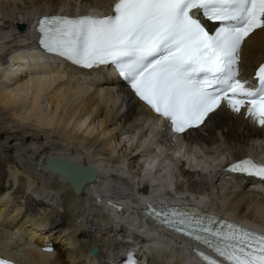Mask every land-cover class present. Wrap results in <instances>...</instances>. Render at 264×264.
Wrapping results in <instances>:
<instances>
[{
    "label": "bare ground",
    "instance_id": "bare-ground-1",
    "mask_svg": "<svg viewBox=\"0 0 264 264\" xmlns=\"http://www.w3.org/2000/svg\"><path fill=\"white\" fill-rule=\"evenodd\" d=\"M114 1L0 0V43H7L1 46L4 49H0V122L4 124L0 126L1 137L9 132L30 131L23 138L25 141L28 136L34 134L43 140L44 136L48 138L51 134L55 135L60 132L62 137L71 143L86 141L88 146L94 145L91 156H88L89 151L88 154L80 156L73 151L72 153L66 152L61 147L54 149L44 146L38 151L40 157L37 161L41 169L54 179L50 185L48 183L46 186L54 190H51L53 195H60L58 202H55L52 196L45 198L46 195H42L43 193L33 198L30 191L32 188L30 177L17 170L19 175L15 171L16 173L12 175L14 177L10 176L11 171V174L7 173L10 165L7 167L0 161V250L6 251V246L11 247L16 243L17 251L15 249L6 251L12 259L18 258L30 264H79V261L84 258L86 264H106L115 258L113 250L117 249L118 252L121 248V251L127 248L124 240L110 241L100 244L101 247L97 254L91 253V248L96 242H100L101 238L93 240L90 233L83 228L85 222H89L90 230L94 228V231L100 232V235H109L111 232L122 233V229L118 231L110 229L112 224L103 226L107 218L105 213L101 215L103 223L98 224L91 220L94 214L85 220L80 219L78 223L74 218V216L83 218L90 214L86 201L90 203L92 200L85 195L97 179H102L101 172L98 171L96 180L84 185L80 195H75L62 177L44 169V157L52 155L69 158L82 164H92L99 168V163L103 162L102 154L117 151L116 157L123 158L126 162V172L131 174L132 179L122 174L119 177L129 179L134 183V187L150 191L151 199L155 196L159 201L166 200L170 196L169 186L165 191H155V189L158 185L161 187L167 183L169 185L167 178H169L171 163L175 165L178 163L180 165H176L178 166L176 187L183 189L186 187L185 191L189 189L195 193L202 191V194L210 199L211 208H214L212 205L216 204L214 206L223 210L225 216L238 221L243 219L246 224L259 225L264 230V223L254 219L256 214L264 216V211L254 205L250 207L252 202L264 205V182L249 181L244 184L236 180L233 182V179L226 178L221 170V163L229 157L238 159L252 151L256 154H264V126L246 117L245 109H242L241 113H234L223 101L220 108L210 114L202 126L188 130L184 134L185 144H190L187 150L181 153L185 147L181 141L177 148L164 156L167 142L162 144L154 141L157 135L156 129L163 130V119H158L155 114L151 113L150 109L139 102L125 86L120 85L117 90H114L111 85L116 84L117 80L106 75L108 73L101 69L81 71L71 66L57 64L55 57L42 55L36 51L32 40L28 41L30 35L27 30L28 25L42 13L58 11L74 13L80 10L99 12L111 7ZM18 24L23 25V29H18ZM239 55L240 74L243 78L249 77L254 67L264 58V29H257L244 40ZM111 75L113 76V71ZM7 114L9 116H5ZM32 121L34 127L31 126ZM134 129L143 130L139 139L141 148L137 149L136 145L137 150L132 143L125 145L124 140L122 141L123 136L128 135ZM13 140L14 138H10L7 142L10 143ZM151 145L159 147L158 152H154ZM90 147L86 150H90ZM185 154L189 167H185L184 160L181 159ZM11 170L13 172L14 169ZM131 171L138 174L142 172L147 180L139 181ZM15 177L19 178L20 182L28 179V183L19 184L18 182L16 184ZM109 181L107 188L104 187L107 191L114 187ZM120 182L125 184L123 180ZM211 187L215 188L216 192H212ZM228 187L231 188L225 193ZM10 193L13 194L12 201L7 198ZM223 194V199H220ZM188 195L202 200L200 195H194V193H183L179 198L184 199ZM122 203L126 205L125 201ZM33 204L51 207L56 204L59 209L53 207L51 212H47L49 215L36 217L37 219L31 220L26 227H24L25 220L17 225L24 208H29ZM77 205L82 211L78 210L76 215H72L74 211L72 207ZM11 206L14 208L10 211V216L8 210ZM109 207L104 204V208L110 212L113 219L123 220L132 230L139 231L151 240H156L159 248L170 247L169 249L173 248L177 252L181 250L183 253L185 243L180 237H173L167 231L151 223L142 222L143 218L140 214L120 211L113 205ZM44 211L46 213L47 209ZM65 218H69L67 223H65ZM28 226V229L21 230L22 227L27 228ZM66 226H75V231L73 229L74 232L67 237L68 241L64 242L61 240L63 235L55 236L56 231L54 230L59 227L67 230ZM28 230L32 235L29 233V236L25 235V231ZM38 233L40 235L35 238V247L32 240ZM46 235L49 236L50 243L54 245V250L40 252L39 249L48 244L44 243L45 238L48 237ZM176 239L180 240L179 244ZM19 252H23V255ZM184 257L185 263L195 261L188 254H184ZM167 259L168 257L162 255L155 264H166Z\"/></svg>",
    "mask_w": 264,
    "mask_h": 264
},
{
    "label": "snow or ice",
    "instance_id": "snow-or-ice-1",
    "mask_svg": "<svg viewBox=\"0 0 264 264\" xmlns=\"http://www.w3.org/2000/svg\"><path fill=\"white\" fill-rule=\"evenodd\" d=\"M112 7L104 15L44 16L41 45L86 68L115 65L176 132L203 124L222 101L264 126V63L255 85L238 78L241 45L264 29V0H116ZM202 19L218 26L209 30ZM230 169L264 179V163L252 157ZM148 207L164 225L208 246L216 257L200 252L206 264H264V233Z\"/></svg>",
    "mask_w": 264,
    "mask_h": 264
},
{
    "label": "rangeland",
    "instance_id": "rangeland-1",
    "mask_svg": "<svg viewBox=\"0 0 264 264\" xmlns=\"http://www.w3.org/2000/svg\"><path fill=\"white\" fill-rule=\"evenodd\" d=\"M15 32L18 33L17 31H15ZM10 40H12V38H10ZM6 44H7L6 42L0 43V49H4L1 46L2 45H6ZM5 116H9V115L7 114ZM31 120H32V118H31ZM33 121L31 123L32 127H34L33 126V123H34ZM3 125H4L3 122H0V126H3ZM27 133L29 134L30 131H27V132L24 131L22 133L9 132V133L4 134L3 137H1V135H0V161L3 162V164H6L7 167L10 165L9 167L11 169H14L13 172H12V170L10 168H9L10 170L8 169L7 173L8 172L10 173V171L12 173V174L10 173L11 174L10 176H12L13 174H15L18 171V172H24L25 174H27V176L30 177L29 180H31V185H32L31 186L32 188H31L30 191H31V194H32L33 198L39 197L38 195L43 193L42 195H46L45 198L52 196L53 200L55 202L56 201L58 202V200H59L58 198H60V195L59 194L53 195L51 192L54 191V190L49 189L46 186L48 183H49L48 185H50V183L53 182L54 179H53V177L50 174H47L46 172H44L43 169H41L42 167L39 165V163L37 161V158L39 159V157H40V154H39L38 151L41 150L44 146L51 147V148H54V149L56 147H61L62 149H65L66 152H71L72 153V151H73L74 153H77V155H80V156L85 155V153L88 154V151H89L88 156H91L92 152H93V149H94V145L90 147V146H88L86 141H84V142L75 141V142H77L79 144H77L75 142L71 143L67 139L63 138L60 132L58 134H55V135L51 134L50 137H48V138L46 137L47 139L44 136L43 140L40 138V136H38L37 134H34V135H31V136H28V138L25 141L23 138L26 137ZM142 133H143V130L134 129L133 131L129 132L128 135L123 136L122 141L124 140L123 143L125 145H127L129 143H132L133 147H135V149H136V145H137V149H140L141 146H139L140 145L139 144V139L141 138ZM120 137L121 136H119V138ZM10 138H14V140L11 141L10 143H8L7 141ZM181 141H183V140H180L179 142H177L176 146L181 144ZM183 144L185 146L184 150H187L190 147L188 144H185L184 141H183ZM88 147H90V150H86ZM165 149H166V146H165ZM154 152H156V151H154ZM252 152H254V151H252ZM116 153H117V151H108L107 153L102 154V157H103L102 161L103 162L102 163L100 162V163L103 166H105V167L107 166V168L109 170V172H108L109 173L108 180H110L109 183L112 184L115 187V188L111 187L110 191L112 193L127 194L131 189H133L134 183H132V181H130L129 179H125V178L123 179V178L119 177L120 174H122V176L132 179L131 174L129 172H126V169H127L126 168V162L123 160V158H117L116 157ZM145 153H148V152H145ZM28 155H30V156H28ZM142 156H143V154H142ZM144 156H145V154H144ZM190 157H192V156H190ZM192 158L194 159L196 157H192ZM181 159L184 160L183 161L184 162V166L185 167H189V164L187 163V155L185 154L183 157H181ZM36 162L38 163V165H37ZM181 163H182V161H181ZM173 164L171 163L169 178H167V180L169 181V185H168V183L164 187H161V186L158 185V188L155 189L154 187H152V189H155V191H165L168 188L167 186H169V187H170V185L172 186L171 182H173V181L175 183L177 182V181H175V179L177 180V175L176 174H177V170H178V166H176V165H180V164H178V163L176 165L175 164L173 165ZM111 166H113V167H111ZM110 168H112L113 170L112 169L110 170ZM18 172L16 174L19 175ZM132 174L136 175L137 176L136 179H138L139 181L147 180L146 178L143 177L142 172L140 174L132 172ZM12 177H14V176H12ZM18 177L20 178V176H18ZM19 178L15 179L16 184L18 182H19V184L28 183V179H26V180L23 179L20 182ZM178 179L180 180V178H178ZM122 180L124 181L125 184H121L120 181H122ZM11 181H13V179ZM233 182H235V181L233 180ZM161 188H165V189L163 190ZM184 188L187 189L186 187H184ZM230 188L231 187H228L227 190H225V193H226V191L230 190ZM119 190H123V191H119ZM211 190H212V192H216L215 188L211 187ZM30 191L28 190V192H30ZM188 191H189V193H195V192H191V190H189V189H188ZM202 193L203 192L201 191V193H196V194L200 195V198L202 200H204L205 202L210 204V199L207 196H205L204 194H202ZM12 196H13V194L10 193V195L7 196V198L12 201L13 200ZM55 196H57V197H55ZM223 197H224V194L221 195L220 199H223ZM46 200H49V199H46ZM220 202H221V200H220ZM86 203L89 205L88 201ZM252 203H254V202H252ZM252 203L250 204V207L256 206V207H258L259 210H263L264 211V205L263 204L262 205L261 204L257 205L256 203H254V204H252ZM77 204L80 205L79 202H77ZM88 205H87V207L89 208V213L90 214L88 216H86V217H92V214H91L92 210H91V208ZM213 205H216V204H213ZM252 205H254V206H252ZM53 207L54 208H58V206H56V204H53ZM53 207L46 206V205H38V204H36V205L33 204L29 208L26 207V208H24V211H23L22 215L19 217V219L17 221V225L25 220L26 223H25V226L24 225L23 226L26 227V225H28L31 220L37 219L38 216L41 217V216H43L45 214L49 215L47 212H49V211L51 212V210L54 209ZM12 208H14V206H11V208H9V210H8L9 213H10V211H12ZM72 208L74 210V211H72V213H73L72 215H76L75 213L78 210L82 211V209L78 205L76 207H72ZM45 209H47L46 213L44 211ZM27 212H28V214H27ZM10 216H11V213H10ZM13 217H15V216H13ZM86 217L84 216L83 218H81V216H80V218H77V217L74 216V218L77 219L76 220L77 223L79 222L80 219L85 220ZM99 217H100V219H99ZM69 218H65V223H67L69 221ZM254 219L256 221H260V222L264 223V216H262V215L256 214ZM95 222H97L96 224L103 223V222H101V215L98 216V217H95ZM69 224H71V223H69ZM24 227H22L21 230H23V229L26 230V229L29 228V226L27 228H24ZM73 229L75 231V226L67 227V230L66 229L62 230L61 227H59V229L54 230V231H56L55 232V236H57V237L60 236L61 237L63 235L61 237V240H63L64 242L68 241L67 237H68V235H71L74 232ZM92 229H94V228H92ZM70 230H71V232H70ZM28 231L27 232L25 231V235H27L28 233L31 234L30 230H28ZM29 234H28V236H29ZM108 237H110V236H108ZM169 248L170 247L158 248L160 250L163 249L161 251L158 250V252H160V253H158V254H160V258L162 257V255H164L165 257H168V259H167L168 262H166V264H175V263H178L179 261H181L183 259L184 253H182L181 250L180 251L178 250V252H177V251L173 250V248H171V249H169Z\"/></svg>",
    "mask_w": 264,
    "mask_h": 264
},
{
    "label": "water",
    "instance_id": "water-1",
    "mask_svg": "<svg viewBox=\"0 0 264 264\" xmlns=\"http://www.w3.org/2000/svg\"><path fill=\"white\" fill-rule=\"evenodd\" d=\"M18 29H23V25L18 24ZM44 166L49 171L62 177L71 187L75 195L82 192L84 184L95 180L98 170L91 164H81L72 159H63L58 156H48L44 159ZM96 252V247L91 249Z\"/></svg>",
    "mask_w": 264,
    "mask_h": 264
}]
</instances>
